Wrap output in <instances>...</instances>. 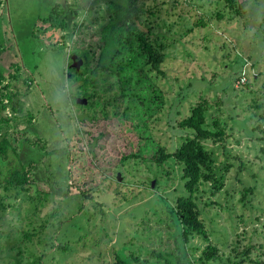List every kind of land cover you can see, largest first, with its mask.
I'll return each mask as SVG.
<instances>
[{
    "label": "rangeland",
    "instance_id": "obj_1",
    "mask_svg": "<svg viewBox=\"0 0 264 264\" xmlns=\"http://www.w3.org/2000/svg\"><path fill=\"white\" fill-rule=\"evenodd\" d=\"M93 1L0 0V67L23 66L11 91L33 116L29 136L46 146L41 150L25 142L20 151L25 163H38L39 187L28 186L21 195L4 182L0 188V264H113L117 255L130 264H167L169 253L172 264H179V249L184 264H264V0H251L240 14L225 0L138 1L152 11L138 16L139 25L160 36L164 48L159 50L167 55L166 75L156 82L164 104L147 120L151 135L174 152L189 136L179 123L201 97L225 130L221 142L207 145L212 154L207 172L215 173L200 197L207 237L197 234L188 242L176 236L181 227L171 220L178 197L187 195L183 166L175 159L164 164L130 159L111 173L83 175L82 190L87 179L101 180L91 198L71 186L72 166L63 149L80 129L78 117L93 113L89 100L77 102L81 96L74 102L71 96L103 53L100 34L109 21V1L126 6L130 0H98L92 7ZM63 24L66 29H57ZM75 42L80 54L89 55V64L78 72L71 67ZM106 99L100 92L97 100ZM107 111L111 121L128 113L122 103ZM6 113L10 117V109ZM19 117L27 122L28 115ZM137 122L125 119L123 126H113L115 133L132 131L126 137L133 147L139 141L132 129ZM104 126L90 136L83 133L86 143ZM105 142L106 150L117 143ZM45 186L51 194L40 192ZM208 247L218 253L205 261Z\"/></svg>",
    "mask_w": 264,
    "mask_h": 264
},
{
    "label": "trees",
    "instance_id": "obj_2",
    "mask_svg": "<svg viewBox=\"0 0 264 264\" xmlns=\"http://www.w3.org/2000/svg\"><path fill=\"white\" fill-rule=\"evenodd\" d=\"M138 1L130 0L126 6L109 1V21L104 25L100 34L104 44L103 53L90 77L83 80L79 90H73V97L71 96L74 102L81 96L83 99L89 100V107L93 109V113L88 112L78 117L80 129L72 142L63 149V155L72 166L69 170V178L73 181L71 186L79 189L80 196L85 199L92 197L91 192L94 190V186H98L101 180L94 184L93 180L87 179L89 183H86L82 190L80 186L85 182L82 178L83 175L86 178H91L90 174L98 175L100 171L111 173L130 159L142 160L151 164H164L168 160L175 159L183 166L182 180L185 181L187 195L178 197L176 208L171 210V220L175 227H181L176 231V236H180V239L188 242L191 237L197 234L207 237L205 224L201 219L200 197L208 192L207 189H204L205 181H212L215 176V173L207 172L210 170L212 162V154L207 145H216L221 142L225 136V130L219 120L211 116V107L207 106L206 99L201 97L200 101L191 107L187 117L179 123L183 129L188 130L189 136L174 152H169L151 135L147 120L155 113H160L164 104L162 91L156 82L159 76L166 75L162 70V65L166 61L167 55L159 50V48H164L158 41L160 36L154 37L150 29L142 30L140 26L142 23H139L138 16L140 17L143 13L150 15L152 11L150 9L147 12L145 7L138 6ZM225 2L229 9L240 14L241 10L245 11L249 6L251 0H225ZM98 3L99 1L95 0L91 6L94 7ZM58 6L56 5L55 8ZM91 10L92 8H90V13ZM67 25L69 24L67 23ZM198 25H204L203 21ZM56 27L57 29H66L64 24L59 27L56 25ZM42 29L44 35L47 29L43 26ZM50 29H55V27L52 25ZM74 45V56L77 57V61L82 60L83 65L87 66L89 55L87 53L80 54L81 47L76 42ZM21 69L23 66L19 63H12L8 70L0 67V179L3 177L2 181L0 180V188L4 182L6 189L12 188L19 195L27 191L28 186L39 187L36 177L38 163L35 160L25 163L21 159L22 145L26 142L31 147L46 149L44 141L39 137L29 136L31 133L26 128L31 125L33 116L25 114V106L18 99V92L11 91L12 83L20 78ZM74 69L78 72L76 68ZM29 79L28 82L32 81L31 78ZM137 89L148 94L151 100L148 97L143 98L142 94H137L135 92ZM100 92L102 96L108 98L104 102L97 100ZM110 93L113 96H108ZM147 99L150 101L149 103H147ZM96 100L97 102H95ZM120 103L125 105L128 113L121 114L123 119L111 121L107 117V110L117 107ZM7 109H10V117L6 113ZM22 114L28 115L26 123L20 122L23 117H19V115ZM125 119L135 122L139 120L133 124L132 128L139 137V141L136 140L133 143L134 147L130 138L126 137V133L129 135L132 131L127 129L124 132L115 133L113 129V126L116 127L120 123L123 126ZM101 123H105V130L100 131L97 137L94 136L93 142L88 143L89 147L83 133L90 136L92 130L100 126ZM90 126L91 128H89ZM105 141L117 143L106 150ZM80 167L83 168V171L80 170ZM72 168L73 172H71ZM214 183L221 184V180ZM41 191L46 195L51 194L46 186L43 190L40 188ZM243 193L247 198L248 188ZM211 194H215V192L211 191ZM180 244L178 243V245ZM179 250L181 254L176 259L179 264H184L181 255L183 254L185 258V252ZM207 250L203 257L204 260L215 259L218 253L216 248L208 247ZM169 255L171 257L173 253H169ZM158 257L165 260L163 255H158ZM170 257L169 259L165 257L167 264H172ZM113 264H130V262L125 256L117 255Z\"/></svg>",
    "mask_w": 264,
    "mask_h": 264
},
{
    "label": "water",
    "instance_id": "obj_3",
    "mask_svg": "<svg viewBox=\"0 0 264 264\" xmlns=\"http://www.w3.org/2000/svg\"><path fill=\"white\" fill-rule=\"evenodd\" d=\"M76 58H77L76 56H74L72 58V60H73L72 67L76 68L79 71L83 65V61L82 60L77 61ZM77 102H83L84 104H87L88 101H87V99H83V100L77 101ZM118 180L121 181V175L120 174L118 175Z\"/></svg>",
    "mask_w": 264,
    "mask_h": 264
},
{
    "label": "flooded vegetation",
    "instance_id": "obj_4",
    "mask_svg": "<svg viewBox=\"0 0 264 264\" xmlns=\"http://www.w3.org/2000/svg\"><path fill=\"white\" fill-rule=\"evenodd\" d=\"M77 59V58H76Z\"/></svg>",
    "mask_w": 264,
    "mask_h": 264
}]
</instances>
